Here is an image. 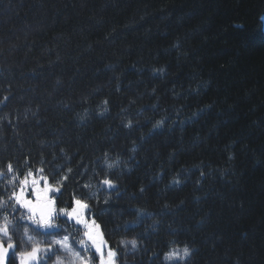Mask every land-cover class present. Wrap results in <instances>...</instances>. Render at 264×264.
Masks as SVG:
<instances>
[{"label":"trees","instance_id":"obj_1","mask_svg":"<svg viewBox=\"0 0 264 264\" xmlns=\"http://www.w3.org/2000/svg\"><path fill=\"white\" fill-rule=\"evenodd\" d=\"M263 16L264 0H0L1 228L43 235L9 220L32 171L63 177L57 211L86 200L113 249L135 240L133 264L173 247L264 264Z\"/></svg>","mask_w":264,"mask_h":264},{"label":"snow or ice","instance_id":"obj_2","mask_svg":"<svg viewBox=\"0 0 264 264\" xmlns=\"http://www.w3.org/2000/svg\"><path fill=\"white\" fill-rule=\"evenodd\" d=\"M107 103L108 101L105 100L104 104L106 105ZM105 111H107V109H105ZM107 155L108 154L105 153V157H107ZM0 164H2L9 173L14 171V165L12 161H3L0 162ZM105 164L108 169H112L114 167V165L107 159H105ZM38 171L43 173L45 169L41 167L38 169ZM3 175L4 172L2 169H0V177ZM65 179H67V177H65ZM101 183L109 188L115 186V182L110 178L103 179ZM60 190L61 185L52 184L47 176L37 177L34 172L29 171L28 178L21 181L19 189L12 193L11 199L15 201V205L27 210L31 214V219H38V222L41 225H49L52 221V217L57 211L56 199L52 196V193H59ZM29 193H31V196ZM89 208L90 204L86 200L75 199L71 209H60V211L62 214L67 215L69 219L75 220L77 224L84 226L86 229L85 236L95 247L97 253L100 254L101 264H116L117 253L115 251L109 248L107 257H105L103 254V249L107 242L105 240L101 225L95 219H92L91 221L87 219V211ZM154 223H158V221H154ZM3 231L7 232V228H3ZM130 242L134 247L136 246L135 240ZM56 243L60 244L63 248L68 249L73 258L79 259L81 264H87V261H85L79 253L72 251L67 237H65L63 241H56ZM11 247L12 246L6 247L3 242L0 241V264H7V257ZM48 251H51V248L35 246L30 252H25L20 255V264H40L41 254H46ZM189 257L190 250L188 247H173L170 251L165 252L163 260L171 261L179 259L184 261Z\"/></svg>","mask_w":264,"mask_h":264},{"label":"rangeland","instance_id":"obj_3","mask_svg":"<svg viewBox=\"0 0 264 264\" xmlns=\"http://www.w3.org/2000/svg\"><path fill=\"white\" fill-rule=\"evenodd\" d=\"M62 181H64V179L63 177H60L59 182L52 180L51 183L61 185ZM19 187L20 184L18 185V189ZM29 195L31 196V193H29ZM53 195L54 194L52 193V196ZM15 210L16 211L13 212V210L12 215L9 216L10 221H18V216L23 214L24 219L43 229L42 235L40 233L37 234L32 225L29 224L23 225L19 230H14V227L11 226L9 234L4 232L3 228L0 226V241H2L6 247L12 246L10 248L11 253H9V255L15 264H20L21 254L30 252L35 246L51 248V251H48L46 254H41L40 264H58V262L59 264H81L79 259L73 258L68 249L63 248L60 244L56 243V241H63L65 237L68 238V243L71 245L72 251L79 253L80 256L85 261H87V264H101L100 254L97 253L95 247L86 238V229L84 226L77 224L75 220L69 219V217L65 214H62L61 211H56L49 225H41L38 222V219L33 220L30 218L31 214L27 210L20 208L18 205L17 208L15 207ZM3 216L6 217L5 214ZM61 218H66L67 220L69 219V221L73 223L75 230L73 231V229H70L65 224H62ZM0 222L3 224V220L1 218ZM12 235H14V237H12ZM130 241H132V239H125L121 241V248L117 246V249H113L109 244L106 243L103 249L104 256L107 257L108 250L111 248L117 253L116 264H133L135 258L134 255L138 249V245L136 243V246L134 247ZM187 260L188 258L184 261L175 259L171 261H165V263L184 264Z\"/></svg>","mask_w":264,"mask_h":264},{"label":"clouds","instance_id":"obj_4","mask_svg":"<svg viewBox=\"0 0 264 264\" xmlns=\"http://www.w3.org/2000/svg\"><path fill=\"white\" fill-rule=\"evenodd\" d=\"M161 123H162V121L161 122H158L157 126H159V124H161ZM127 125L130 128L132 126V122L129 121ZM105 203H107V200L105 201Z\"/></svg>","mask_w":264,"mask_h":264}]
</instances>
